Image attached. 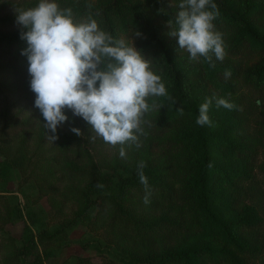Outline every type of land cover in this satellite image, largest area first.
<instances>
[{
  "label": "rangeland",
  "instance_id": "rangeland-1",
  "mask_svg": "<svg viewBox=\"0 0 264 264\" xmlns=\"http://www.w3.org/2000/svg\"><path fill=\"white\" fill-rule=\"evenodd\" d=\"M12 1L30 5L38 3V0ZM59 1L56 0L58 4ZM79 1L92 8L105 6L111 1V9L115 8L112 0ZM233 2L241 8L240 0ZM254 2L264 4V0ZM179 3L180 0H119L116 4L118 13L112 11L110 14L116 37L129 43L131 37L133 46L140 52L144 51L141 47L151 39V35L132 21L131 9L134 8L142 20L154 28L155 37L167 48L176 68L180 70L188 98L196 100L198 106L207 99L212 100L208 110L212 124L208 128L212 133L210 149L215 159L220 164L234 167L236 158L241 157V145L248 146L253 153L249 168L252 172L259 173V168L264 163V131L259 127L264 122V92L246 86L243 76L264 63V51L249 53L243 50L238 55H232L229 45L237 28H214V31L222 35L226 45L223 61L213 56L212 63L215 67H212L203 57L191 60L188 52L178 47L177 39L168 34V21L175 27ZM6 15L7 12H0L1 17ZM248 20L258 33L264 34L263 6L255 8L248 15ZM13 31L15 29L0 26V36ZM135 31L141 35L135 36ZM155 52V47H149L143 56L149 60L151 71L161 77L167 88L170 80L162 76L164 65L157 61L153 55ZM6 62L7 58L0 53V65ZM231 69L235 70V75L231 73L230 78L225 79L226 70ZM29 81V73L14 76L0 74V85L8 87L0 93V228L4 233L19 239L12 244L7 243L1 249L0 264H14L7 258L16 252V247L22 248L23 264H79L81 258L94 263L110 259L142 260L176 247L222 244L219 236L194 223L184 205L177 199L161 202L148 198L149 202L145 203L144 197L135 193H132L133 196L126 195L128 207L142 219L155 220L163 216L181 220L187 225L186 232L175 235L131 237L119 223L108 225V214L100 218L94 215L99 196L107 188L115 190L116 176L126 174L141 162L161 166L160 173L167 169L173 177L170 184L178 192L185 179V166L176 152L169 150L168 140L187 130L189 123L174 122L170 129L161 134L149 133L142 123V138L138 141L140 147L137 148L136 144L124 147L126 155L122 158L119 155L120 148H110L100 137L91 139L95 133L81 119L77 128L82 135L75 136L79 139L82 151H63L59 139L53 142L47 139L51 132L44 128V119L34 107L35 97L29 94ZM155 98L150 97L148 103ZM218 98H224L236 107L231 110L217 107ZM156 113L155 110L150 111L143 120ZM21 123L25 124V129L19 131L17 136L10 137L9 130L13 126L20 128ZM72 127H76V124L68 120L57 131L73 134L70 130ZM220 139L222 140L219 141ZM230 141L238 144L237 150L229 151ZM87 154L92 156L94 163L101 169L106 186H96L95 194L90 195V199L83 200L76 192L84 191L87 177L70 175L65 168L72 163L87 165ZM222 194L231 193L222 190ZM231 198L229 203H221L217 207L223 220L244 217L261 207L255 200L248 199L241 193L235 192ZM258 215L264 218V206ZM261 224L262 227L255 231L239 230L240 241L251 246H262L264 250V219ZM26 225L28 229L25 240H20ZM255 264H264V257L257 259Z\"/></svg>",
  "mask_w": 264,
  "mask_h": 264
},
{
  "label": "trees",
  "instance_id": "trees-1",
  "mask_svg": "<svg viewBox=\"0 0 264 264\" xmlns=\"http://www.w3.org/2000/svg\"><path fill=\"white\" fill-rule=\"evenodd\" d=\"M118 1L112 0L115 7L113 10L110 5L111 1L105 6L92 8L79 0H60L59 6L61 9L70 8L72 10L74 22L87 21L91 18L97 22L101 30L110 33L117 39L116 29L110 14L112 11L118 13L119 9L116 8ZM240 1L241 8L239 9L233 0H213L219 12L218 17L213 21L214 28L218 30L237 28V33L229 45L230 54L238 55L243 50L249 53L262 52L264 51V34L257 32L248 20V15L255 8L264 7V4H258L254 0ZM35 5L12 0H0V12H7L6 16H0V26L15 29L10 34L0 36V53L7 58V62L0 65V74L2 75L14 76L28 73L27 57L21 54V50L26 48L27 44L20 38L21 28L15 23L14 8L27 9ZM131 11L134 24L148 31L151 35V39L143 43L141 48L144 51L141 54L144 55L143 53L148 51L149 47H155L156 55L154 53L153 55L160 64L164 65L162 76L170 80V85L167 86L166 90L172 99L163 96L153 99L150 104L163 106L160 109H154L157 111L155 115L144 119V126L149 133L161 134L170 129L174 122L186 121L189 123L190 127L187 130L181 131L175 138L168 140L169 150L176 152L177 157L185 166V179L181 189L177 192L170 184L173 177L167 169L160 173L162 167L151 162L145 163L146 166L142 169L136 166L126 174L116 176L115 190L110 191L107 188L99 196L100 200L94 215L96 218H100L108 214L107 224L119 223L121 228L131 237L156 234L175 235L186 232L187 225L181 220L176 221L163 216L155 220L142 219L128 207L126 195L133 196L132 193L139 197L146 195L145 186L139 178V172L142 171L148 182V198L161 202L179 200L194 223L213 235L219 236L222 244L190 248L176 247L163 251L156 256H147L142 260L118 259V261H114L110 259L94 263L86 258H81L79 264H255L257 259L264 257L263 247L242 243L238 231H255L262 227L261 223L264 218L260 217L258 212L263 210L264 206V163L260 166L259 173L252 172L249 165L252 164L253 153L250 147L244 145H241V157L236 158L234 167L220 164L215 159L210 149L212 133H210L207 124L203 126L196 124L200 106L196 100L188 98L183 88L180 70L176 68L164 44L155 37L154 28L143 21L134 8ZM230 72L235 75L234 69H231ZM243 82L250 88L264 92V63L247 71L243 76ZM5 89L8 87L0 85V93H3ZM29 94L35 97L30 88ZM181 108L183 109L182 113L178 110ZM64 111L69 118L68 120L74 122L77 127L82 118L73 116L70 110L65 109ZM24 125L21 123L20 128L13 126L9 130L11 131L9 136H17L19 131L25 129ZM259 127L261 131H264V122H261ZM56 134L61 141L63 151H82L75 133L68 134L57 131ZM137 136L139 141L142 138V133H137ZM134 144L128 142L125 145L115 147L109 144V147L124 148ZM237 145V143L230 141L228 143L229 151L235 150ZM85 156L89 160L87 165L81 166L72 163L65 168L70 175L87 177L84 191L77 190L76 192V195L83 200L90 199V195L95 194L96 186L102 185L104 188L106 186L104 175L94 163L92 156L88 154ZM210 164L211 167H209ZM222 190H227L231 194L224 195ZM235 192L255 200L256 204L261 205V207L258 211L251 209L252 213H248L244 217L223 220L217 207L221 203H229L232 199L231 195ZM246 207L249 206L246 205ZM27 229L26 225L20 240H25ZM18 240V238L4 233L0 228V251L6 247L7 243L12 244ZM23 254L22 248L16 247V252L10 255L7 260L10 263L23 264L21 258Z\"/></svg>",
  "mask_w": 264,
  "mask_h": 264
},
{
  "label": "clouds",
  "instance_id": "clouds-1",
  "mask_svg": "<svg viewBox=\"0 0 264 264\" xmlns=\"http://www.w3.org/2000/svg\"><path fill=\"white\" fill-rule=\"evenodd\" d=\"M178 7L175 27L168 21V34L177 39L178 47L186 50L191 60L203 57L215 67L212 57L223 61L226 56L222 35L214 31L217 6L213 0H180ZM14 12L20 38L27 44L21 54L28 61L34 107L44 119V128L51 132L47 139H58L57 128L69 119L67 109L87 122L95 133L91 139L100 137L113 147L133 142L139 148L137 133H143V117L163 106L149 104L148 99L172 98L161 77L151 71L149 60L133 46L132 38L130 43L115 39L91 18L74 22L72 10L61 9L56 0H38L34 7L14 8ZM134 35L141 34L135 31ZM230 76L226 70L225 79ZM211 103L207 99L200 105L196 124L211 126ZM216 105L230 110L236 107L224 98H218ZM70 130L82 135L77 127ZM119 155H126L123 147ZM145 166L141 162L138 168ZM139 178L146 189L144 202L148 203V182L142 171Z\"/></svg>",
  "mask_w": 264,
  "mask_h": 264
}]
</instances>
